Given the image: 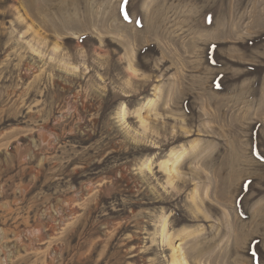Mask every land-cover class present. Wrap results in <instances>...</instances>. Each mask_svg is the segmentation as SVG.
Returning <instances> with one entry per match:
<instances>
[{
    "label": "rangeland",
    "instance_id": "374dc122",
    "mask_svg": "<svg viewBox=\"0 0 264 264\" xmlns=\"http://www.w3.org/2000/svg\"><path fill=\"white\" fill-rule=\"evenodd\" d=\"M183 255L264 264V0H0V264Z\"/></svg>",
    "mask_w": 264,
    "mask_h": 264
},
{
    "label": "bare ground",
    "instance_id": "6f19581e",
    "mask_svg": "<svg viewBox=\"0 0 264 264\" xmlns=\"http://www.w3.org/2000/svg\"><path fill=\"white\" fill-rule=\"evenodd\" d=\"M151 103V100L149 101V104ZM181 155L177 156V158L174 160V163L180 158ZM165 226H167L166 222L163 223L162 227H163V230L166 228ZM175 260V259H174ZM182 261L187 264V259H186V256L183 255L182 257Z\"/></svg>",
    "mask_w": 264,
    "mask_h": 264
}]
</instances>
